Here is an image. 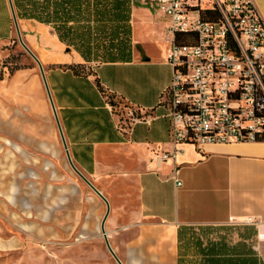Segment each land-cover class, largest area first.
Instances as JSON below:
<instances>
[{
	"label": "crops",
	"instance_id": "obj_1",
	"mask_svg": "<svg viewBox=\"0 0 264 264\" xmlns=\"http://www.w3.org/2000/svg\"><path fill=\"white\" fill-rule=\"evenodd\" d=\"M124 1L119 19L107 17V38L94 26L107 0H12L47 84L36 61L0 78V167L38 186L44 206L79 190L73 164L108 200L106 230L123 264H264V142L173 143L161 106L173 77L169 19L157 0ZM127 26L125 59L84 56L121 43ZM16 39L11 1L0 0V44ZM115 102L131 110L120 114Z\"/></svg>",
	"mask_w": 264,
	"mask_h": 264
},
{
	"label": "built area",
	"instance_id": "obj_2",
	"mask_svg": "<svg viewBox=\"0 0 264 264\" xmlns=\"http://www.w3.org/2000/svg\"><path fill=\"white\" fill-rule=\"evenodd\" d=\"M157 3L169 19L167 61L173 77L161 106L173 143L202 150L264 142V16L256 1ZM179 153L176 149L161 159H176Z\"/></svg>",
	"mask_w": 264,
	"mask_h": 264
},
{
	"label": "rangeland",
	"instance_id": "obj_3",
	"mask_svg": "<svg viewBox=\"0 0 264 264\" xmlns=\"http://www.w3.org/2000/svg\"><path fill=\"white\" fill-rule=\"evenodd\" d=\"M31 63L36 64L18 39L0 44V78ZM115 106L123 115L131 110L123 102ZM6 170L0 167V264H118L101 230L105 202L82 179L79 187L70 186L79 190L64 192V201L48 196L40 206L38 186L10 181ZM57 202L63 203L59 210ZM77 204L79 213L74 211ZM51 207L50 220L44 221L43 212Z\"/></svg>",
	"mask_w": 264,
	"mask_h": 264
},
{
	"label": "trees",
	"instance_id": "obj_4",
	"mask_svg": "<svg viewBox=\"0 0 264 264\" xmlns=\"http://www.w3.org/2000/svg\"><path fill=\"white\" fill-rule=\"evenodd\" d=\"M96 1H100V0H96ZM109 1L108 3H104L102 5V7H99L98 10H96L95 12V27L96 29L105 34L104 33L108 28H109V24L110 22H113V18H117L119 19V10L121 7L123 9V5L125 3L124 0H107ZM128 3L130 2V0L127 1ZM130 12V7L128 6V13ZM112 16L113 15V18L111 20H107V17L109 16ZM115 15V17H114ZM38 18V17H37ZM122 18H123V10H122ZM217 17H215V19H217ZM109 21V22H108ZM118 31V29H117ZM115 33V32H114ZM113 33V35H114ZM123 33H125L126 37L123 38L121 40V43H115L113 42L114 40L110 41L109 45H110V48H108V51L104 52V53H95V54H84V56L87 58V59H91V58H95V59H101V60H117V59H125V57L128 55L127 54V46H129V35H130V30H129V26H127V29L125 31H123ZM107 38H109L107 35L105 36ZM113 39V37H112ZM106 41V39H105ZM120 44V47H122V49H118V52H110V51H113V50H116L115 48V45H119ZM114 104V103H113Z\"/></svg>",
	"mask_w": 264,
	"mask_h": 264
},
{
	"label": "water",
	"instance_id": "obj_5",
	"mask_svg": "<svg viewBox=\"0 0 264 264\" xmlns=\"http://www.w3.org/2000/svg\"><path fill=\"white\" fill-rule=\"evenodd\" d=\"M11 1V6H12V9H13V14H14V18H15V24H16V29H17V34H18V38H19V41L21 43V45L23 46V48L28 52V54L37 62V64L39 65L40 67V70H41V73L43 74V77L44 79L46 78L45 77V73H44V70H43V67L39 61V59L36 57V55L29 49V47L25 44V42L23 41V37H22V34H21V30H20V27H19V24H18V20H17V16H16V13H15V10H14V7H13V4H12V0ZM45 82H46V79H45ZM47 84V82H46ZM73 168L77 171V173L81 176V178L91 187V189L101 198L105 201L106 205H107V211H106V214L104 216V219L102 221V224H101V230H102V233H103V236H104V239L106 241V244L108 246V249L110 251V253L112 254V256L114 257V259L117 261L118 264H123L121 262V260L119 259V257L117 256V254L115 253V251L113 250V248L111 247V244H110V241H109V238H108V235H107V232H106V221L109 217V214H110V204L108 202V200L105 198V196L90 182L88 181L84 175H82V173H80L76 167L72 164Z\"/></svg>",
	"mask_w": 264,
	"mask_h": 264
}]
</instances>
